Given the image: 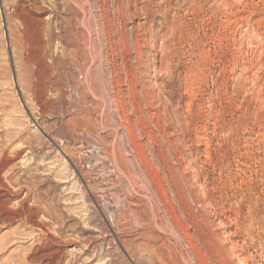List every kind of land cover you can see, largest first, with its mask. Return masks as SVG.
<instances>
[{"label":"rangeland","instance_id":"374dc122","mask_svg":"<svg viewBox=\"0 0 264 264\" xmlns=\"http://www.w3.org/2000/svg\"><path fill=\"white\" fill-rule=\"evenodd\" d=\"M3 159L0 264H264V0H0Z\"/></svg>","mask_w":264,"mask_h":264},{"label":"bare ground","instance_id":"6f19581e","mask_svg":"<svg viewBox=\"0 0 264 264\" xmlns=\"http://www.w3.org/2000/svg\"><path fill=\"white\" fill-rule=\"evenodd\" d=\"M82 130H83V129H82ZM82 132H83V131H82ZM69 133H70V132H69ZM85 133H86V132H85ZM88 133H89V132H88ZM18 154H19V153H18ZM2 156H4V158H6V157H5L6 155H5L4 152L2 153ZM10 158H11V157H10ZM13 159H14V158H13ZM4 160H5V159H3L2 163L0 162V182H1V183L3 182L2 177H1V173H2V172L7 168V166H8V163L4 162ZM9 160H10V159H9ZM9 164H10V162H9ZM7 170H8V169H7ZM11 180H12V177L9 178L8 182L11 183ZM2 184H3V183H2ZM5 184H8V183L6 182ZM5 184L3 185L4 188L6 187ZM11 184H12V183H11ZM11 184H10V185H11ZM0 185H1V184H0ZM10 185H9V186H10ZM1 186H2V185H1ZM3 186H2V188H3ZM9 186H8V187H9ZM13 186H14V183H13ZM15 186H16V185H15ZM17 187H18V186H17ZM6 188H7V187H6ZM8 191H9V190H8ZM4 194H5V193H4ZM11 195H12V194H11ZM2 196H3V195H2ZM6 198H7V197H6ZM3 201H4V200H3ZM7 201H8V200H7ZM7 201H6V202H7ZM4 202H5V201H4ZM4 202H2V203H4ZM2 203L0 202V204H2ZM8 203H9V202H8ZM6 204H7V203H6ZM6 204H4V205H6ZM2 205H3V204H2ZM4 205H3V207L5 208L6 206H4ZM5 209H7V208H5ZM0 210H1V209H0ZM37 211H38V210H37ZM7 212H8V211H7ZM2 213H3V212H2ZM17 213H18V212H17ZM0 214H1V213H0ZM15 214H16V213H15ZM15 214L12 215V214L9 213V214L7 215V214L5 213V215L1 216L3 223L11 222L12 219H14V218L17 217V215H15ZM1 218H0V219H1ZM22 221H23V220H22ZM33 223H34V224H33L32 226H33L34 228L38 229L39 231H42L46 237H50V238L52 237L51 235H49L48 233L45 232L46 228L44 227L45 225L42 224V222L37 223V220H35V221H33ZM52 238H53V237H52ZM36 251H37V250H36ZM44 258H45V257H44ZM38 260H39V257H38ZM48 260H49V259H48ZM32 262H34V261H32ZM36 262H38V261L36 260ZM36 264H37V263H36ZM47 264H48V263H47Z\"/></svg>","mask_w":264,"mask_h":264}]
</instances>
